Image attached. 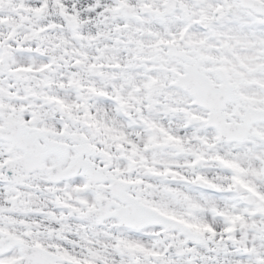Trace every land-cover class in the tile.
Masks as SVG:
<instances>
[{"label": "snow or ice", "instance_id": "obj_1", "mask_svg": "<svg viewBox=\"0 0 264 264\" xmlns=\"http://www.w3.org/2000/svg\"><path fill=\"white\" fill-rule=\"evenodd\" d=\"M0 264H264V0H0Z\"/></svg>", "mask_w": 264, "mask_h": 264}]
</instances>
